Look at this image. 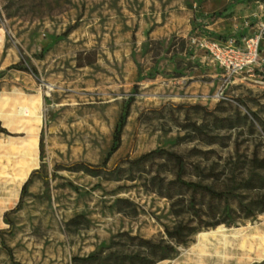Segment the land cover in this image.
Listing matches in <instances>:
<instances>
[{
	"label": "rangeland",
	"instance_id": "rangeland-1",
	"mask_svg": "<svg viewBox=\"0 0 264 264\" xmlns=\"http://www.w3.org/2000/svg\"><path fill=\"white\" fill-rule=\"evenodd\" d=\"M231 1L0 0V264H147L143 240L192 219L219 223L155 264H264V76L222 87L189 44L264 21V0ZM158 148L224 199L170 184L167 156L132 162Z\"/></svg>",
	"mask_w": 264,
	"mask_h": 264
},
{
	"label": "trees",
	"instance_id": "trees-1",
	"mask_svg": "<svg viewBox=\"0 0 264 264\" xmlns=\"http://www.w3.org/2000/svg\"><path fill=\"white\" fill-rule=\"evenodd\" d=\"M243 0H232L228 6V8L233 7L237 3L241 2ZM20 65H12L10 68H18ZM143 78V74L140 72L138 76V80ZM137 92V85L134 89L133 95L129 97L128 100L125 101L124 109L122 114L119 117V120L117 122L116 128L114 129V139L111 146V149L106 156L103 164H106L109 160L110 156L113 155L120 147L121 141H122V132L123 129L127 123V118L130 112L131 105L134 101V94ZM167 156L168 160L172 163V172L174 174V179L170 181V184H176L179 187H186L188 189H192L193 191H201L203 193L208 194L210 197L218 198V199H224L225 194L222 191H218L215 189L212 185L202 184L201 182L191 181L187 180L185 176L186 172V163L183 156L172 152L165 148H158L151 150L137 159L133 160L134 163H139L144 161L147 158L153 157V156ZM264 179V177H263ZM29 181H26L22 187L21 191V200L27 193ZM173 187H167L165 192L160 191V194L173 198L174 194L172 192ZM159 191V190H158ZM178 202V199L174 200V203ZM191 205H194V201L191 200ZM264 202V201H263ZM173 203V204H174ZM226 208L227 211H231V206L228 203V199L226 198ZM260 211H264V205L260 209ZM179 216V213L177 214ZM219 222L214 223H206L203 224L201 221L195 222L193 219L190 221H187L184 223L183 221L176 222L172 227L167 228L166 232L168 235V238L170 239V242H166L165 240L160 242H152L151 240H143L144 243L148 244L149 248L148 251L145 252H138L130 255L131 261H142V260H148L147 264H155L157 261L168 258L170 255H172L176 251V245L179 244H185L189 241L190 236L197 230L198 227L201 226H215ZM100 258L99 254H90L86 257H74L73 260L75 262L82 261V262H91L98 260ZM20 264V263H16Z\"/></svg>",
	"mask_w": 264,
	"mask_h": 264
},
{
	"label": "built area",
	"instance_id": "built-area-1",
	"mask_svg": "<svg viewBox=\"0 0 264 264\" xmlns=\"http://www.w3.org/2000/svg\"><path fill=\"white\" fill-rule=\"evenodd\" d=\"M263 41L264 21L259 22L252 33L240 37H214L198 33L189 36L190 46L195 50L204 51L211 62L221 70L222 87L236 83L246 75L255 76L258 73L263 78Z\"/></svg>",
	"mask_w": 264,
	"mask_h": 264
},
{
	"label": "bare ground",
	"instance_id": "bare-ground-1",
	"mask_svg": "<svg viewBox=\"0 0 264 264\" xmlns=\"http://www.w3.org/2000/svg\"><path fill=\"white\" fill-rule=\"evenodd\" d=\"M224 233H225V228H215V229H210L208 231H202V232H200L198 234V237H202V236H215V235H220V234H224Z\"/></svg>",
	"mask_w": 264,
	"mask_h": 264
},
{
	"label": "crops",
	"instance_id": "crops-1",
	"mask_svg": "<svg viewBox=\"0 0 264 264\" xmlns=\"http://www.w3.org/2000/svg\"><path fill=\"white\" fill-rule=\"evenodd\" d=\"M240 3V2H239ZM250 33H252V32H250ZM249 34V33H248ZM208 35H210V34H208ZM227 35H233V34H226V35H224V34H219V35H217V36H214V37H224V36H227ZM243 35H245V34H239V35H235V36H238V37H240V36H243ZM211 36V35H210ZM205 58L206 59H208L210 62H211V60L209 59V57L206 55L205 56Z\"/></svg>",
	"mask_w": 264,
	"mask_h": 264
}]
</instances>
